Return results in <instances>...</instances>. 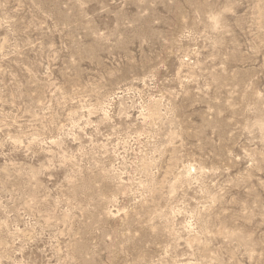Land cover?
Here are the masks:
<instances>
[{"label": "rangeland", "instance_id": "374dc122", "mask_svg": "<svg viewBox=\"0 0 264 264\" xmlns=\"http://www.w3.org/2000/svg\"><path fill=\"white\" fill-rule=\"evenodd\" d=\"M0 264H264V0H0Z\"/></svg>", "mask_w": 264, "mask_h": 264}]
</instances>
